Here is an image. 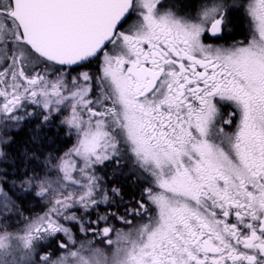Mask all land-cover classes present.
<instances>
[{
	"label": "snow or ice",
	"instance_id": "1",
	"mask_svg": "<svg viewBox=\"0 0 264 264\" xmlns=\"http://www.w3.org/2000/svg\"><path fill=\"white\" fill-rule=\"evenodd\" d=\"M0 264H264V0H0Z\"/></svg>",
	"mask_w": 264,
	"mask_h": 264
},
{
	"label": "trees",
	"instance_id": "2",
	"mask_svg": "<svg viewBox=\"0 0 264 264\" xmlns=\"http://www.w3.org/2000/svg\"><path fill=\"white\" fill-rule=\"evenodd\" d=\"M243 34V28H242V22L241 19L238 17H235L234 19V37H242ZM58 118L53 119L52 126L48 128L47 136L48 139L45 141L44 149L42 151L44 152V155L47 156L49 153H51L52 156H59L62 155L67 149L71 146L73 142V137H70L65 134V130L63 127H60L57 129V125L59 124V118L60 116H56ZM34 126V123L32 125H29L28 127H25L23 130H21L17 135V144L13 145L12 148L8 149V151L11 153V155L19 160V153L23 150V148L26 146V141L29 139L30 134V128ZM43 156L41 157V161H43ZM36 165L34 164L33 167ZM23 169H21V172ZM15 172V169L10 168V175ZM6 187V191H7ZM126 193H129L130 191L127 188H124L123 190ZM11 195V193H10ZM17 195H19L17 193ZM16 198L15 196L13 197ZM17 204L19 206V209L23 216L29 217V216H35L40 213L41 210H44V203L41 204L39 198H35L32 195L29 196H21L19 199H17ZM53 250V249H49Z\"/></svg>",
	"mask_w": 264,
	"mask_h": 264
},
{
	"label": "flooded vegetation",
	"instance_id": "3",
	"mask_svg": "<svg viewBox=\"0 0 264 264\" xmlns=\"http://www.w3.org/2000/svg\"><path fill=\"white\" fill-rule=\"evenodd\" d=\"M165 2H167V0H165ZM185 2L194 4L197 2V0H185ZM241 2H246V0H241ZM235 17L241 19L243 34L242 37H234V23H233V27L229 31L228 39L226 41L228 44H231L234 41L245 40V38L248 36L249 22L247 18L244 16L243 11L240 10L239 12H237L235 14ZM92 70L95 71L96 68L93 67ZM98 174L104 177V182L109 192L113 187H118L121 189V197L125 204L133 200V198L139 199L142 188L145 186L142 183H137L134 181V178L128 174V168H125L122 174H114L111 168L108 169L101 168ZM124 188H127L130 192L129 193L124 192L123 191ZM121 197L116 198L118 203ZM100 211L101 213L104 211L103 207L100 209ZM113 223L117 228L123 227L118 222L114 221ZM93 246L102 249L109 256L113 251L111 247H108L105 244L100 243L99 241H96Z\"/></svg>",
	"mask_w": 264,
	"mask_h": 264
},
{
	"label": "rangeland",
	"instance_id": "4",
	"mask_svg": "<svg viewBox=\"0 0 264 264\" xmlns=\"http://www.w3.org/2000/svg\"><path fill=\"white\" fill-rule=\"evenodd\" d=\"M63 114L64 115H67V112H64ZM57 115H59V114H57ZM74 142H75V140H74V137H73L72 144ZM72 144H71V146H72ZM71 146H70V148H71ZM41 175H43V173H41ZM56 176H57V173L55 171H52L50 178L51 179H55ZM40 202H41V204H43V203L45 204L44 205V208H45L44 210H41L40 213L37 214V215H35V216L32 215V216H29V217H25L23 215H20V216L13 215L12 219L9 221V223L11 224V227L7 228V231L8 232H16L18 229H22L24 227V224H25L26 219H28V218H34V217H36L38 215H42L47 210L46 209L47 202L44 201V200H40ZM19 211H20V209H19ZM20 213H21V211H20Z\"/></svg>",
	"mask_w": 264,
	"mask_h": 264
}]
</instances>
